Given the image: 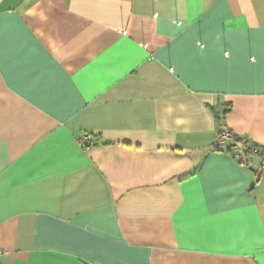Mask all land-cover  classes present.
<instances>
[{"label": "crops", "instance_id": "obj_1", "mask_svg": "<svg viewBox=\"0 0 264 264\" xmlns=\"http://www.w3.org/2000/svg\"><path fill=\"white\" fill-rule=\"evenodd\" d=\"M221 127L264 153V0H0V264H264Z\"/></svg>", "mask_w": 264, "mask_h": 264}, {"label": "built area", "instance_id": "obj_2", "mask_svg": "<svg viewBox=\"0 0 264 264\" xmlns=\"http://www.w3.org/2000/svg\"><path fill=\"white\" fill-rule=\"evenodd\" d=\"M77 143L81 149H85L92 144V140L90 135L85 133L77 140ZM211 150L226 151L235 161L241 164H246L250 156L259 157L257 172L264 173V153L261 147L235 135L227 128L221 127L219 129Z\"/></svg>", "mask_w": 264, "mask_h": 264}, {"label": "trees", "instance_id": "obj_3", "mask_svg": "<svg viewBox=\"0 0 264 264\" xmlns=\"http://www.w3.org/2000/svg\"><path fill=\"white\" fill-rule=\"evenodd\" d=\"M212 110H213L215 116L218 118V116H219V112H217V111L215 110V108H212ZM226 111H227V109H224V110H223V114H224ZM261 175H262V174L258 173L257 176L260 177Z\"/></svg>", "mask_w": 264, "mask_h": 264}]
</instances>
